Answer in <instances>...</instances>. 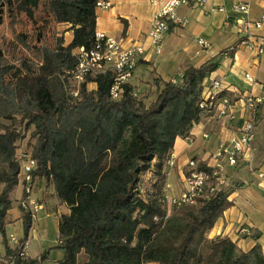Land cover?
I'll list each match as a JSON object with an SVG mask.
<instances>
[{
	"label": "trees",
	"instance_id": "1",
	"mask_svg": "<svg viewBox=\"0 0 264 264\" xmlns=\"http://www.w3.org/2000/svg\"><path fill=\"white\" fill-rule=\"evenodd\" d=\"M98 1L0 0V24L6 19L15 26L22 16L35 23L41 10L53 25L51 41L41 28L34 31V42L25 34L15 37L32 54L17 60L23 75L15 82L7 81L11 62L0 45V121H10L0 124V241L5 249L0 264H44L51 253L20 256L33 224L21 207L25 192L18 200L23 237L14 249L5 231L16 221L10 216L11 194L19 185L17 154L28 133L34 141L28 153L35 162V182L51 184L69 210L57 227L62 257L53 263L264 264L258 243L244 252L227 238L207 237L242 184L222 187L195 205H169L164 193L175 140L187 138L211 115L200 104L204 83L219 69V60L198 68L182 65L173 81L156 78V96L149 104L145 91L135 96L129 82L121 86L120 98L112 99L117 75L112 70L77 83L71 72L79 65L78 51L89 52L97 44ZM63 25L72 31L69 44L58 34ZM89 84L96 88L89 90ZM196 161V171L209 174L214 183L213 169ZM192 171L187 169L186 176Z\"/></svg>",
	"mask_w": 264,
	"mask_h": 264
},
{
	"label": "crops",
	"instance_id": "2",
	"mask_svg": "<svg viewBox=\"0 0 264 264\" xmlns=\"http://www.w3.org/2000/svg\"><path fill=\"white\" fill-rule=\"evenodd\" d=\"M152 1L108 0L109 8H96L95 32L115 39L123 50L142 49L136 69L129 80L133 87L139 86L142 91H153V81L156 78L173 81L182 65L198 68L217 58L220 67L205 81V85L217 80L221 82L224 94L232 96L245 92L262 98L255 118V139L249 162H241L236 167L223 164L222 168L227 186L236 183L243 186L229 196L232 206L224 211L207 237L227 238L244 252L258 243L264 256V180L258 179L251 172L252 169L264 174V0H208L199 8L182 5L177 13L188 19V24L185 27L171 25L159 52L151 46L147 35L163 0H154L156 4H152ZM236 4L249 6V13L244 17L250 23L248 32L253 37L252 47L241 45L247 33L236 22L239 15L232 13V7ZM258 22H261V28L257 30L254 24ZM60 28L64 32L66 44H69L72 31L66 25ZM199 40L208 42L210 47H200ZM259 49L263 52L259 53ZM232 50L234 53L231 57L229 52ZM245 74L254 79V84L245 81ZM89 85L93 86L92 90L96 88L95 84ZM219 131L216 116L211 113L192 128L187 138L175 140L171 154L173 165L166 166L164 193L167 199L178 197L185 191L184 181L186 170L190 169L187 166L189 160H199L213 166L211 154L217 146ZM205 134L209 138L205 139ZM37 184L40 188L43 182ZM40 192L41 190L35 196L39 197ZM50 193L58 200L54 190ZM21 195L22 190L20 197ZM61 205L68 214V208L62 203ZM257 235L258 239L255 241ZM28 256L30 257L29 254ZM61 257V253L54 257L50 254L49 260L58 261Z\"/></svg>",
	"mask_w": 264,
	"mask_h": 264
},
{
	"label": "built area",
	"instance_id": "3",
	"mask_svg": "<svg viewBox=\"0 0 264 264\" xmlns=\"http://www.w3.org/2000/svg\"><path fill=\"white\" fill-rule=\"evenodd\" d=\"M208 0H163L158 14L151 21L148 31V39L151 46L159 52L165 34L169 31L170 26L185 27L188 24V19L180 17L177 10L182 5L191 6L192 8L203 7ZM152 4H156L153 0ZM110 7L108 0H99L97 8L107 9ZM232 13L239 15L236 22L246 31V39L241 42L242 46L252 47L253 37L249 35L250 23L247 16L249 6L247 4H236L232 7ZM255 29L261 28V22L254 24ZM96 46L89 52L83 49L78 51L79 65L71 72L74 80L80 83L88 74L104 73L106 70H112L117 75L110 95L112 99L117 100L122 93L121 86L132 78L136 69L138 56L142 53L141 48H133L123 50L119 43L104 34H96ZM198 45L204 49L210 46L208 42L199 40ZM259 53L263 50L259 49ZM244 79L249 84H254V79L245 74ZM139 90H135V96H138ZM262 103V98L254 96L250 93L238 92L234 95L224 94V89L220 81L213 80L204 87L203 100L200 108L207 109L214 113L220 126L218 133V143L211 159L213 166H208L213 169V178L215 182H211L210 175L202 171H196L197 161L191 159L188 161V168L193 171L185 177V191L178 197L167 199L169 205H195L198 198L204 197L208 199L212 193L222 187L227 186L226 178L223 174V164L230 167H236L241 162H249L253 151V141L255 139L254 127L257 111ZM205 139L209 135L203 136ZM17 159L20 162L19 184L22 187V192H25L26 198L21 203V207L30 213L34 221L36 214L41 209V205L32 198V193L35 185V180L32 172L35 169V162L31 159L28 152L18 151ZM205 163V162H203ZM173 165V158L167 164ZM255 173L258 179L264 180V174L261 172ZM22 258L26 256L25 250L20 255Z\"/></svg>",
	"mask_w": 264,
	"mask_h": 264
},
{
	"label": "rangeland",
	"instance_id": "4",
	"mask_svg": "<svg viewBox=\"0 0 264 264\" xmlns=\"http://www.w3.org/2000/svg\"><path fill=\"white\" fill-rule=\"evenodd\" d=\"M37 28L45 30V35L49 41L52 40V33L50 30L53 28L51 21L45 17L41 10L35 14V23L28 20L25 16H22L18 23L15 26H10L8 20H4L0 24V45L6 51L7 57L11 62L10 73L7 76V81L15 82L18 77L23 75V70L19 67V58H32L30 51L25 49L21 44L15 41V37L18 34H25L28 36V41H35L34 31ZM58 34L64 37V32L60 27H57ZM93 86L88 85V89L92 90ZM136 89H142L137 86ZM141 94V93H140ZM143 96H146V104H149L155 99L154 90L145 91ZM0 124L9 125L10 121L1 120ZM34 144V141L30 139L29 133L26 135V138L21 143L19 152H30L31 146ZM37 180L34 185L32 198L40 203L41 209L36 214L35 219L32 224V228L29 232V238L26 244L25 253L30 255V257H38L44 251L51 250V257L57 256L60 254L57 246L59 243L57 227L62 215L66 214L65 208L61 205L60 201L54 198V195H51L53 187L47 182H43V185L39 188ZM20 184L11 194L12 200V210L10 211V216L12 219L16 220L12 225L6 226V236L8 241V246L11 249H14L17 246V242L23 237V230L21 223L19 221L20 213L18 209V200L21 193ZM39 197H36L38 191H40ZM1 191V186H0ZM36 232V233H35ZM35 233V234H33ZM5 254V249L1 245L0 241V257ZM83 259H80V263ZM44 264H55L51 260L45 262Z\"/></svg>",
	"mask_w": 264,
	"mask_h": 264
}]
</instances>
